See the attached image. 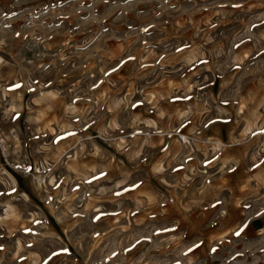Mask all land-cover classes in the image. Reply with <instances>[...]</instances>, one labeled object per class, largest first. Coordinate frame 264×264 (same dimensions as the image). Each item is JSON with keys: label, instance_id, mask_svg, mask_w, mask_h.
<instances>
[{"label": "rangeland", "instance_id": "rangeland-1", "mask_svg": "<svg viewBox=\"0 0 264 264\" xmlns=\"http://www.w3.org/2000/svg\"><path fill=\"white\" fill-rule=\"evenodd\" d=\"M0 264H264V0H0Z\"/></svg>", "mask_w": 264, "mask_h": 264}]
</instances>
